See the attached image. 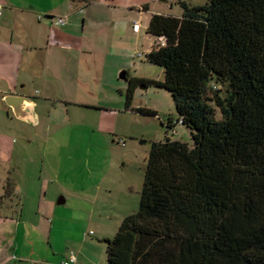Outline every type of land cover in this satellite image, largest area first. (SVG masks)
I'll return each mask as SVG.
<instances>
[{"label":"trees","instance_id":"obj_1","mask_svg":"<svg viewBox=\"0 0 264 264\" xmlns=\"http://www.w3.org/2000/svg\"><path fill=\"white\" fill-rule=\"evenodd\" d=\"M182 5L151 16L147 59L164 80L125 71L127 107L139 85L168 90L192 141H152L140 207L104 239L107 262L264 264V0Z\"/></svg>","mask_w":264,"mask_h":264},{"label":"rangeland","instance_id":"obj_2","mask_svg":"<svg viewBox=\"0 0 264 264\" xmlns=\"http://www.w3.org/2000/svg\"><path fill=\"white\" fill-rule=\"evenodd\" d=\"M97 1L108 3L114 13L112 17L126 21L127 28L133 29L134 15L140 13V9L133 5L140 0H95L87 6L76 4L79 14ZM207 1L147 0L154 11L173 15L183 14L182 2L194 6ZM87 20L88 25L91 24L89 16ZM118 26L116 23L113 27L108 21L101 27L87 28L94 35L101 33L104 38L121 41V49L115 52L122 59H112L113 65L110 62V67L101 74L105 76L107 98L115 94L116 99L92 102V94L99 91L91 87L87 90L81 86L84 90L79 93L64 91L54 84L43 89L31 84L40 115V123L36 126L13 115L3 118L5 112L0 106V131L10 137L0 139V202L3 194L5 201L12 203L9 200L12 198L14 208H20L18 214H12V211L3 212L0 204V264L9 256L11 261L8 264H35L41 260L48 261L44 264H63L70 251L77 256L75 264H108L104 239L114 237L122 220L129 215L118 214L119 208L127 202L124 194H115L116 198H121L115 200L117 209L110 207L113 203L106 200L109 186L123 191L128 181L133 182L131 194L135 206L132 211H137L152 141L167 138L187 143L192 141L190 129L177 122L175 102L168 90L155 84L147 88L139 85L130 108L127 107L129 81L121 78L124 69L130 78L146 77L156 82L164 80V69L147 59L152 39L144 24L138 39L133 32L125 34L121 29L118 33L115 31ZM118 35H123L122 40ZM97 53L95 50L93 56ZM55 64V59L49 58L46 77L51 80H54L50 76ZM116 65L123 68L118 72L114 68ZM75 66L79 70L78 76L86 81L87 77L89 80L100 77L95 75V70H87L80 59ZM85 72L89 76L85 74V77ZM122 90L124 100L119 101L117 95ZM78 93L84 102H79ZM88 99L89 104L83 105ZM211 104L220 118V110L213 102ZM139 108H149L155 113L140 112ZM169 117L175 124L173 127L168 126ZM10 142L15 146L14 151ZM26 180L32 182L31 196L24 187ZM90 187H94L95 194L90 200L82 199V192ZM61 197L67 201L58 205ZM93 210L94 214H90ZM101 211L109 214H99Z\"/></svg>","mask_w":264,"mask_h":264},{"label":"crops","instance_id":"obj_3","mask_svg":"<svg viewBox=\"0 0 264 264\" xmlns=\"http://www.w3.org/2000/svg\"><path fill=\"white\" fill-rule=\"evenodd\" d=\"M133 6L140 9V13L134 15L135 21L133 23L140 25L139 31H133L134 29H132V27L127 28L126 21L113 18L112 16H114V13L110 10L108 3L102 1H97L94 5H90V8L84 10L83 14L80 15L78 7H76V4L71 0H0V106L6 114L3 113L2 117L5 119L11 118L12 115L16 117L13 108L6 102V98L9 95H17L30 98L32 102L30 105H32L33 111L32 115H29L27 112L22 113L23 119L16 118L34 126L40 123V115L34 101V92L30 89L31 84L40 86L42 89L46 88L47 85L51 86L54 84L56 87H61L64 91L70 90L79 93L84 90L80 88L81 86H84L87 90L91 87L92 90L96 89L95 91H99L98 93L92 94V102L98 100V102L104 103L110 102L112 98L116 99L115 94H110V99L107 98L105 90L107 84L104 74L102 76L101 74L103 70L105 71L106 68L110 67V62L111 65H113L112 59L115 61L116 59H122L115 52L116 49H121V41L113 38H104L101 33L94 35L92 32L89 33L87 28L93 27V25L98 28L106 25V23L110 21L113 27L116 23L119 25L115 29L118 33L119 30L123 29L125 34H127L128 31L129 33L133 32L134 36L138 39L141 36L142 25L144 24L147 30L153 14L173 15L154 11L151 9L150 3L147 2V0H140L139 3ZM40 14L46 18H39ZM88 16L91 19V24L89 25L87 20ZM174 16L181 15L174 14ZM58 17H65L67 19V24L64 26L59 25L56 19H54ZM120 23H122V25ZM118 37L122 40L123 35H118ZM151 39L152 45L147 51V54L156 44V39L153 36H151ZM95 50L99 54L97 53L93 56ZM50 53L51 56H49ZM49 58L55 59L56 62L54 66L55 69L52 72V76H50L54 80L46 77L49 69V67H47ZM79 59L83 62V65L87 67V70H95V75L100 77L91 80L87 77V81L80 78L77 73L79 70L75 66V62ZM114 68L118 69L119 72L123 67L120 68V65H116ZM124 71L127 70L124 69ZM85 74L89 76V73H84L86 77ZM115 75L117 74L115 73ZM135 78L148 80L146 77L135 76ZM100 80L103 81V84L100 83ZM96 85L98 87H95ZM141 87L144 88L145 86L141 85ZM122 92L123 90L117 95L119 96V101L124 100V98L121 97ZM79 93L77 94V99L81 102L82 100L80 99ZM82 95L86 96L84 94ZM65 98L68 99V97ZM89 100L90 99L82 104L88 105L90 102ZM118 100L114 101L116 102ZM27 106L28 102H24L23 107ZM6 136V140L10 138L8 135H4V131H0V139ZM10 143V147H12L14 151L15 146H12V142ZM1 149H3V147H1ZM29 171L30 168L28 169V172ZM25 182L26 184L24 187L27 190L26 192L29 194L28 196H31V190L33 188L32 182L30 180H26ZM93 189L94 187H90L87 191H83L81 198L90 200L95 194ZM108 190L109 192L106 194V200L109 203H113L110 207L117 209L115 200L119 201L121 198H116L115 194H124L127 197V202L124 204V207L119 208L118 214H130L135 206L133 202L135 199L131 194L134 191L133 182L128 181L123 187V191L120 188L115 189L113 185L109 186ZM1 197L2 202H0V204L3 212L10 213L12 211V214H18L20 208L18 206L14 208V202L11 200L12 198L9 199L12 203H8V201H5V196L3 194ZM62 198L64 197H61V199ZM64 201L66 203L67 199L64 198ZM98 201L99 199H97L96 202ZM96 202H94V204ZM25 203L23 204L20 214H22L24 210ZM104 207L107 208L108 205ZM90 214H94V210L91 211ZM99 214L109 213L106 211L105 213L102 212ZM9 261H11V256L5 258L1 264H8ZM47 262L46 260L40 261L41 264Z\"/></svg>","mask_w":264,"mask_h":264},{"label":"water","instance_id":"obj_4","mask_svg":"<svg viewBox=\"0 0 264 264\" xmlns=\"http://www.w3.org/2000/svg\"><path fill=\"white\" fill-rule=\"evenodd\" d=\"M127 77V74L125 71L122 72L121 74V78L125 79ZM6 102L8 103V105H10L13 108V112L15 114L16 117L23 119V114L27 112L29 115H32V102L30 100V98L27 97H23V96H17V95H9L6 98ZM24 102H28V106L27 107H23V103ZM64 198H60L58 200V205L60 204H64ZM35 264H40V263H35Z\"/></svg>","mask_w":264,"mask_h":264},{"label":"built area","instance_id":"obj_5","mask_svg":"<svg viewBox=\"0 0 264 264\" xmlns=\"http://www.w3.org/2000/svg\"><path fill=\"white\" fill-rule=\"evenodd\" d=\"M171 1H173V0H171ZM0 14H1V11H0ZM39 18H42V17L40 16ZM56 21H57V23H58L59 25H62V26H64V25L67 24V19H66L65 17H58V18L56 19ZM133 29H134V31H139V29H140V25L137 24V23L134 24V25H133ZM123 144H125V142H123ZM76 261H77V256H76L75 252L70 251L69 256H68V259L65 260V261L63 262V264H75Z\"/></svg>","mask_w":264,"mask_h":264}]
</instances>
